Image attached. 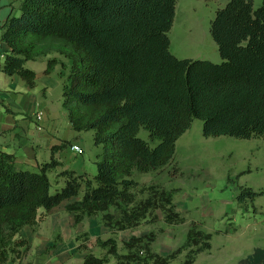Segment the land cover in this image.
<instances>
[{
    "label": "trees",
    "instance_id": "1",
    "mask_svg": "<svg viewBox=\"0 0 264 264\" xmlns=\"http://www.w3.org/2000/svg\"><path fill=\"white\" fill-rule=\"evenodd\" d=\"M177 3L21 0L20 14L13 10L0 24L2 45L9 46L4 51L7 75L17 74L34 86L36 73L27 61L56 52L71 61L63 106L73 128L94 131V144L101 148L94 176L66 170L60 174L65 185L54 193L49 173L59 165L56 159L34 171L18 169L13 154L0 152V264L28 249L21 231L38 224L41 209L47 213L71 201L65 208L77 221L104 214L107 226L120 230L145 217L156 205L150 198L129 207L131 189L139 185L135 174L171 164L179 138L195 119L203 121L205 137H264V0L258 7L255 0H228L217 10L211 35L219 63L173 54L169 32ZM58 62L50 59L47 73ZM142 129L149 140L139 136ZM261 195L264 191L243 188L238 200ZM113 206L122 209L120 219L109 211ZM178 216L169 212L167 218ZM211 237L191 231L188 241L166 257L150 253L147 236L133 237L118 264H169L186 247L196 246L193 254L209 249ZM105 263L91 253L84 260Z\"/></svg>",
    "mask_w": 264,
    "mask_h": 264
},
{
    "label": "rangeland",
    "instance_id": "2",
    "mask_svg": "<svg viewBox=\"0 0 264 264\" xmlns=\"http://www.w3.org/2000/svg\"><path fill=\"white\" fill-rule=\"evenodd\" d=\"M227 2L178 0L175 21L169 32L173 54L179 58L221 62L219 47L211 35V23L217 10ZM260 5L261 0H255V6ZM93 136L94 131H89L87 158L89 173L96 174L97 166L92 159L97 146L93 144ZM139 136L149 140L145 129ZM135 177L139 185L131 189L134 199L130 205L134 207L152 198L156 206L152 208L154 215H149L151 225L111 229L103 240H98L91 230L82 234L89 253L105 258V264H118L121 256L130 251L128 242L133 237L144 236L142 231L149 232L145 234V242L151 246L163 242L167 230L173 228L180 240L185 235L182 239L185 243L191 231L211 233L217 244L227 246L226 238H239L241 242L231 251L234 255H246L256 247H264V195L254 201L238 200L243 188L264 191V137H205L203 121L195 119L179 138L171 164L153 173H136ZM119 209L113 206L109 211L119 214ZM169 212L178 213V218L169 221ZM98 218L104 220V214H98ZM184 251L189 252V248H184L181 254ZM192 254L190 250V256Z\"/></svg>",
    "mask_w": 264,
    "mask_h": 264
},
{
    "label": "crops",
    "instance_id": "3",
    "mask_svg": "<svg viewBox=\"0 0 264 264\" xmlns=\"http://www.w3.org/2000/svg\"><path fill=\"white\" fill-rule=\"evenodd\" d=\"M20 8L21 0H0V24L10 17L13 10L20 14ZM2 50L8 51L9 46L3 43ZM54 58L59 62L47 73L49 60ZM4 61L5 58L0 56V100L5 105L0 104V152L13 154L18 169L36 171L42 164L56 159L59 165L49 173L54 191L65 185V178L60 174L66 170L94 176L95 174L89 173L87 158L89 131H76L63 106V81L70 70L71 61L57 52L27 61L25 66L36 73L34 86L17 74L7 75L3 71ZM5 107L18 114L8 112ZM39 113H42V119H38ZM73 145H79L82 152L73 151ZM100 151L101 148L97 146L92 159L94 164ZM70 202L66 201L47 213L41 209L43 217L38 224L34 227L27 226L21 231L22 237L28 241V249L20 258L10 260L7 264H84L89 247L87 243H83L82 234L91 230L101 240L113 228L100 220L98 214L77 221L75 213L65 208ZM113 214L120 219L122 209H119V214ZM150 214H153L152 209L145 217L128 227L151 225ZM140 233L145 236L149 232ZM177 237L173 228L171 231L167 230L163 242L149 245L150 253L164 257L170 255L185 244L182 240L185 235L181 240ZM225 240L229 242V246L225 243L217 244L212 235L209 249L190 256L192 248L188 247L189 252L178 254L169 264L176 261L177 264H185L192 257L194 260L191 264H264V247H256L246 255H234L231 251L235 244L241 242L240 239L231 236Z\"/></svg>",
    "mask_w": 264,
    "mask_h": 264
},
{
    "label": "built area",
    "instance_id": "4",
    "mask_svg": "<svg viewBox=\"0 0 264 264\" xmlns=\"http://www.w3.org/2000/svg\"><path fill=\"white\" fill-rule=\"evenodd\" d=\"M0 56L2 58H5V53L2 50V41H1V39H0ZM38 119H42V113H39ZM72 150L77 152V153H81L82 152V149H81V147L79 145H73L72 146Z\"/></svg>",
    "mask_w": 264,
    "mask_h": 264
}]
</instances>
